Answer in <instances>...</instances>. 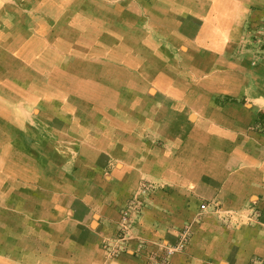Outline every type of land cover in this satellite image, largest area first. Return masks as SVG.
I'll return each instance as SVG.
<instances>
[{"label": "crops", "instance_id": "1", "mask_svg": "<svg viewBox=\"0 0 264 264\" xmlns=\"http://www.w3.org/2000/svg\"><path fill=\"white\" fill-rule=\"evenodd\" d=\"M200 39L179 37L180 52L151 46L131 81L80 99L85 110L75 128L71 119L70 132L52 126L51 150H28L27 116L13 120L0 100V150L18 151L3 185L19 205L18 225L3 228L13 256L0 264H144L132 253L107 259L101 249L144 183L154 190L137 235L175 243L192 225L173 264H264V70L253 77L227 34L204 46ZM210 203L255 207L261 224L237 217L224 225L214 212L201 215Z\"/></svg>", "mask_w": 264, "mask_h": 264}, {"label": "rangeland", "instance_id": "2", "mask_svg": "<svg viewBox=\"0 0 264 264\" xmlns=\"http://www.w3.org/2000/svg\"><path fill=\"white\" fill-rule=\"evenodd\" d=\"M224 34L237 61L264 70V0H0V100L13 120L27 116L28 150H51L52 126L61 134L75 128L80 99L131 81L151 46L181 50L179 37H201L204 46ZM17 152L0 150V257L13 256L3 228L18 225L19 205L4 189L3 169ZM12 243L18 247V234Z\"/></svg>", "mask_w": 264, "mask_h": 264}, {"label": "built area", "instance_id": "3", "mask_svg": "<svg viewBox=\"0 0 264 264\" xmlns=\"http://www.w3.org/2000/svg\"><path fill=\"white\" fill-rule=\"evenodd\" d=\"M152 190H154L153 186L144 183L128 200L121 212L116 231L101 246L107 259L113 260L132 253L136 257L144 258V264H173L172 258L187 250L193 234L191 224L181 230L180 238L175 243L147 242L137 235L136 229L148 205L147 199ZM200 209L201 215L207 212L216 213L221 223L227 226L237 217L251 226L261 224V212L252 206L224 209L217 203H210L203 204Z\"/></svg>", "mask_w": 264, "mask_h": 264}, {"label": "trees", "instance_id": "4", "mask_svg": "<svg viewBox=\"0 0 264 264\" xmlns=\"http://www.w3.org/2000/svg\"><path fill=\"white\" fill-rule=\"evenodd\" d=\"M259 118H260L261 120H264V114H259Z\"/></svg>", "mask_w": 264, "mask_h": 264}]
</instances>
